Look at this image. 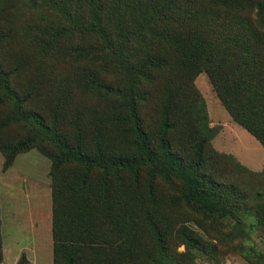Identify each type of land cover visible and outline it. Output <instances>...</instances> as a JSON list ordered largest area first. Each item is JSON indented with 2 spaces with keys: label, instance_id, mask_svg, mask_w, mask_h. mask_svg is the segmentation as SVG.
Listing matches in <instances>:
<instances>
[{
  "label": "trees",
  "instance_id": "obj_1",
  "mask_svg": "<svg viewBox=\"0 0 264 264\" xmlns=\"http://www.w3.org/2000/svg\"><path fill=\"white\" fill-rule=\"evenodd\" d=\"M202 72L264 148V0H0V152L7 169L37 148L60 174L53 264H113V248L178 264L162 218L173 211L258 227L245 202L264 198V169L257 188L235 182L212 149ZM175 234L189 256L206 248L185 221Z\"/></svg>",
  "mask_w": 264,
  "mask_h": 264
},
{
  "label": "rangeland",
  "instance_id": "obj_2",
  "mask_svg": "<svg viewBox=\"0 0 264 264\" xmlns=\"http://www.w3.org/2000/svg\"><path fill=\"white\" fill-rule=\"evenodd\" d=\"M194 84L206 106L207 126L217 130L210 141L211 147L234 164L233 181L251 182L254 188L261 186L255 175L264 169V148L231 120L205 73H200ZM77 97L84 106H93L97 100V95L91 92H80ZM83 97L92 101L84 102ZM145 114L154 119L149 110ZM7 132L17 135L15 129ZM4 160L0 152V264H17L22 255L29 264H53L52 184L60 174L51 176L52 161L37 148L16 155L7 169H4ZM245 204L252 212L257 211L254 213L259 223L252 231L243 227L247 224L243 217H239L242 223L212 219L201 225L193 223L199 217H185L175 211L171 217H162L168 220L169 233L167 230L165 239L175 261L178 264H264V208L261 207L264 198L246 200ZM179 221L187 222L206 246L203 252L194 250L191 256L187 254L175 234ZM110 255L113 264H135L125 248H113Z\"/></svg>",
  "mask_w": 264,
  "mask_h": 264
}]
</instances>
